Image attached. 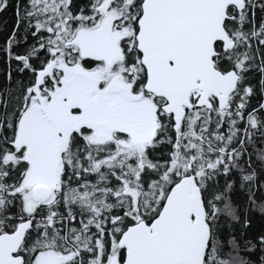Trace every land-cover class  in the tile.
I'll return each mask as SVG.
<instances>
[{"label":"snow or ice","instance_id":"snow-or-ice-1","mask_svg":"<svg viewBox=\"0 0 264 264\" xmlns=\"http://www.w3.org/2000/svg\"><path fill=\"white\" fill-rule=\"evenodd\" d=\"M0 264H264V0H0Z\"/></svg>","mask_w":264,"mask_h":264},{"label":"trees","instance_id":"trees-1","mask_svg":"<svg viewBox=\"0 0 264 264\" xmlns=\"http://www.w3.org/2000/svg\"><path fill=\"white\" fill-rule=\"evenodd\" d=\"M7 23L8 25L11 24V9L8 10V12L0 13V24Z\"/></svg>","mask_w":264,"mask_h":264}]
</instances>
